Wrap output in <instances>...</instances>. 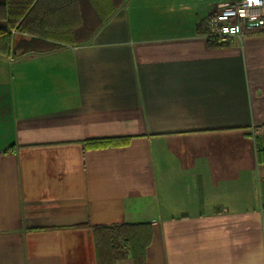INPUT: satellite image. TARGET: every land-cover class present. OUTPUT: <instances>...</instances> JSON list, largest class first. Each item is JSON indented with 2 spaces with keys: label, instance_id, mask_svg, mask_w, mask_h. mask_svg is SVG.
<instances>
[{
  "label": "crops",
  "instance_id": "0c3cea01",
  "mask_svg": "<svg viewBox=\"0 0 264 264\" xmlns=\"http://www.w3.org/2000/svg\"><path fill=\"white\" fill-rule=\"evenodd\" d=\"M80 1L34 15L51 50L0 57V264H96L119 224L149 226L145 264H264V27L210 46L197 24L240 0H109L91 34Z\"/></svg>",
  "mask_w": 264,
  "mask_h": 264
},
{
  "label": "trees",
  "instance_id": "16d2710c",
  "mask_svg": "<svg viewBox=\"0 0 264 264\" xmlns=\"http://www.w3.org/2000/svg\"><path fill=\"white\" fill-rule=\"evenodd\" d=\"M47 0H0V57L9 58L16 51L22 50L28 54L41 53L51 50L53 47H40L41 40L35 39V35L31 34L32 23L38 21L34 16L40 13L41 17L46 18L48 15L60 17V13L74 8L79 10L80 0H59L56 6H45ZM104 6L100 3L96 4L95 13L102 12V19L99 20L95 27L89 28L91 34L101 26L103 22L108 20L113 14V8L109 0H103ZM126 1V0H124ZM73 4V6H72ZM95 5V1L91 2ZM100 8V11H99ZM97 10V13H96ZM17 22L19 25L17 26ZM85 26V25H83ZM12 30L27 31L32 38L29 40L20 39L17 43L12 40ZM196 31L200 35L208 36L203 22L196 26ZM54 38L53 34L47 33L46 38ZM210 46H220L218 39L207 37ZM127 139H96L87 141L85 148L95 149L112 146L125 145ZM13 146L7 147L2 153H9ZM93 236L95 243L96 264H114L118 254L122 253V249H127L130 253L133 264H145L146 249L151 241V231L146 224H119V225H101L93 228ZM122 255V254H121Z\"/></svg>",
  "mask_w": 264,
  "mask_h": 264
},
{
  "label": "built area",
  "instance_id": "2783aa9c",
  "mask_svg": "<svg viewBox=\"0 0 264 264\" xmlns=\"http://www.w3.org/2000/svg\"><path fill=\"white\" fill-rule=\"evenodd\" d=\"M204 24L208 37L221 43L240 40L247 31L264 27V0H240L211 14Z\"/></svg>",
  "mask_w": 264,
  "mask_h": 264
}]
</instances>
